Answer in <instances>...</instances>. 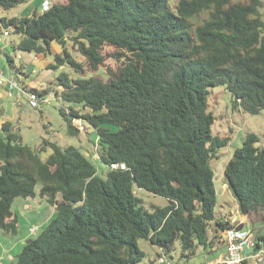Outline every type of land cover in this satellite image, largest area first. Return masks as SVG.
<instances>
[{
    "label": "trees",
    "instance_id": "obj_1",
    "mask_svg": "<svg viewBox=\"0 0 264 264\" xmlns=\"http://www.w3.org/2000/svg\"><path fill=\"white\" fill-rule=\"evenodd\" d=\"M29 1L0 0V10ZM175 8L170 0H55L43 13L2 21L20 36L15 51L47 57L53 42L61 46L49 69L67 65L80 76L62 72L56 84L62 100L81 109L60 113L72 134L74 119L95 129L100 160L109 168L102 178L78 148L46 140L42 151L51 153L44 160L41 150L22 143L12 122L2 124L0 229L17 233L12 207L18 197L39 194L56 211L25 241L15 264H142L140 240L158 248V257L178 242L180 258L188 260L200 246H213L218 233L244 228L216 216L211 161L231 142L213 134L209 96L211 88H223L233 110L264 112V3L178 0ZM202 13L208 18L194 27ZM69 41L93 72L105 64V47L119 65L107 68V79L85 77V65L67 50ZM260 141L246 135L225 168L243 215L264 210ZM135 188L168 204L147 210Z\"/></svg>",
    "mask_w": 264,
    "mask_h": 264
},
{
    "label": "rangeland",
    "instance_id": "obj_2",
    "mask_svg": "<svg viewBox=\"0 0 264 264\" xmlns=\"http://www.w3.org/2000/svg\"><path fill=\"white\" fill-rule=\"evenodd\" d=\"M55 0H51V4ZM264 3V0H261ZM43 0H31L19 4L10 10H0V71L6 80L0 85V112L3 113L0 120V128L6 121L12 122L16 132L22 137V143L35 150H43V142L50 141L65 148L74 146L89 157L98 175L107 178L109 168L100 160L99 139L93 127L83 119H74L73 126L76 134L69 131L68 125L60 113V109L70 110L71 107L81 109V106L66 103L60 97L62 88L57 86V77L62 72L70 74L71 79L80 77L67 65H62L57 70L49 69L50 64H55V55L61 53L62 48L57 43H52V55L44 57L35 53H22L14 50V45L20 40V36L13 33L12 27L6 28L2 21L14 17L32 16L39 14ZM178 0H170L171 9L175 12ZM208 18V13L193 19L194 27ZM10 35L4 37V31ZM67 50L78 62L85 65V77L99 75L107 79V68H117L119 63L109 53L114 50L111 47L104 48L106 61L99 71L93 72L86 65L85 59L78 52L72 41L67 44ZM10 57L13 64L10 65ZM14 80L18 88L11 89L9 83ZM37 90V92L33 91ZM11 92V96L9 93ZM41 93V96L39 95ZM35 93L40 98V106L33 107L30 104L29 94ZM42 99L45 100L42 101ZM210 111L214 114L216 121L212 127L214 135L229 137L230 144L223 149V155L218 160H212L211 165L216 173V185L218 192V203L216 207L217 218H225L236 225L243 224L245 229L253 231L256 236L264 237V210L253 211L243 215L239 203L228 188L225 168L234 151L240 148L248 134H256L260 137V147H264V112L259 115H250L242 109L233 110L232 95L223 88H211L209 96ZM84 114L85 111L81 110ZM48 149V148H47ZM51 153L42 151V159H46ZM0 163L2 161L0 160ZM40 186L37 187L39 193ZM135 194L142 199L147 210L153 206L164 207L168 201L160 196H155L144 189L135 188ZM12 211L18 217L17 233H7L0 229V264L17 263L18 255L21 253L25 241L30 237L38 236L55 217V207L48 203L47 199L39 194L35 198L18 197L15 199ZM213 228V226H212ZM36 230L34 233L32 231ZM213 232L210 231L212 237ZM216 242L223 240V233H218ZM215 244V243H214ZM139 247L146 253L142 264H160L159 257L150 243L146 240L139 241ZM211 247L200 246L195 257L185 260V264H205ZM181 249L177 242L174 249L167 255L170 264H178L181 261Z\"/></svg>",
    "mask_w": 264,
    "mask_h": 264
},
{
    "label": "built area",
    "instance_id": "obj_3",
    "mask_svg": "<svg viewBox=\"0 0 264 264\" xmlns=\"http://www.w3.org/2000/svg\"><path fill=\"white\" fill-rule=\"evenodd\" d=\"M51 0H43L40 13L49 10ZM10 33L5 30L3 36L8 37ZM2 37H0V40ZM6 80L0 71V85H4ZM11 89L18 88L17 83L12 80L9 83ZM11 96V92L9 93ZM30 104L33 107L40 106V98L35 93L29 94ZM42 101L45 102L44 99ZM32 232H35L32 231ZM225 252L219 261V264H264V241L257 238L253 231L245 228L232 227L226 229L223 233ZM161 252V251H160ZM160 264H170L166 254L161 253L159 257Z\"/></svg>",
    "mask_w": 264,
    "mask_h": 264
},
{
    "label": "crops",
    "instance_id": "obj_4",
    "mask_svg": "<svg viewBox=\"0 0 264 264\" xmlns=\"http://www.w3.org/2000/svg\"><path fill=\"white\" fill-rule=\"evenodd\" d=\"M42 4V2H41ZM41 8V7H40ZM39 8V10H40ZM152 249L156 251V253H160V250L156 247H153L151 245ZM211 251L210 253H208V257L206 258V263L205 264H219V261L221 260L224 252H225V249H224V241L220 239L219 243L218 242H215V244L213 246H211ZM185 260H182L179 261L178 264H185L184 263ZM193 264V263H192ZM198 264V262H197Z\"/></svg>",
    "mask_w": 264,
    "mask_h": 264
}]
</instances>
